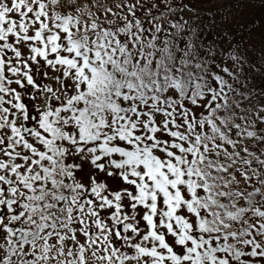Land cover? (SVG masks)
<instances>
[{
	"label": "snow or ice",
	"instance_id": "obj_1",
	"mask_svg": "<svg viewBox=\"0 0 264 264\" xmlns=\"http://www.w3.org/2000/svg\"><path fill=\"white\" fill-rule=\"evenodd\" d=\"M0 264H264V0H0Z\"/></svg>",
	"mask_w": 264,
	"mask_h": 264
}]
</instances>
